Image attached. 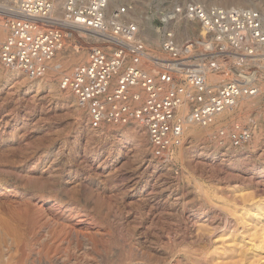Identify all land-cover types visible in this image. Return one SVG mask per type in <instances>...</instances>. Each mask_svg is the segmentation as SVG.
Segmentation results:
<instances>
[{
  "label": "rangeland",
  "instance_id": "obj_1",
  "mask_svg": "<svg viewBox=\"0 0 264 264\" xmlns=\"http://www.w3.org/2000/svg\"><path fill=\"white\" fill-rule=\"evenodd\" d=\"M187 3L135 1L124 20L158 41L137 39L145 52L165 58L168 30L179 45L199 36L198 22L165 20ZM138 65L155 73L144 57ZM45 77L37 86L0 70V264H193L188 257L203 251L209 264L213 251L238 264L257 259L250 240L264 209V70L252 106L200 137L186 133L168 161L153 154L145 128L139 141L121 134L128 125H94L60 90V74ZM236 126L248 138L254 130L251 141L235 145Z\"/></svg>",
  "mask_w": 264,
  "mask_h": 264
},
{
  "label": "built area",
  "instance_id": "obj_2",
  "mask_svg": "<svg viewBox=\"0 0 264 264\" xmlns=\"http://www.w3.org/2000/svg\"><path fill=\"white\" fill-rule=\"evenodd\" d=\"M135 1H120L108 16L110 0H12V10L0 6L7 29L0 61L39 78L67 39L78 31L92 33L97 39L85 63L63 75L60 88L72 91L94 125L142 123L153 154L168 161L186 123L208 125L239 98L260 91L264 15L251 8L177 5L175 17L198 22L199 36L179 45L168 30L167 56L160 59L138 44V25L124 20ZM141 57L153 63L155 73L138 65ZM141 92L143 100L134 105ZM230 138L239 145L248 131L236 126Z\"/></svg>",
  "mask_w": 264,
  "mask_h": 264
},
{
  "label": "bare ground",
  "instance_id": "obj_3",
  "mask_svg": "<svg viewBox=\"0 0 264 264\" xmlns=\"http://www.w3.org/2000/svg\"><path fill=\"white\" fill-rule=\"evenodd\" d=\"M8 1L10 2V4H7L6 6L12 7L13 6V5H11L12 0H8ZM116 1L120 2L122 0H110L109 7H108V16H109L110 10L112 9V6L114 5V3ZM193 1H194V3H196V2L197 3L198 2L203 3L207 7L221 6V7L231 8V9L251 8V9L259 10L264 15V3L261 2V0L258 2H254V0H252V1L251 0H193ZM0 6H2V5H0ZM2 7H4L5 9L6 8L10 9V10L13 9V8L5 7V6H2ZM129 12L127 14H129ZM126 15H125V17H126ZM173 16H175V14L170 11V12L165 14V20H167V22H168V20L171 19ZM137 25L139 28V33H138L139 37H137V39H142L145 42V44H148L149 46H152L153 44H158V41L156 40V38L150 36L149 33H144V32L141 33L139 24H137ZM6 34H7V29L4 26V22L2 21V18H0V43L5 38ZM76 34H79L80 36H82V39L78 40L75 38V36H72L69 39H67L68 41H65V44L63 45V47L60 48L59 50H57V52L55 53L52 60H50L48 69L42 77L32 79V78L28 77L21 70L11 69V68L6 67L1 61H0V65H1L0 70L9 74L10 76H14V77L18 78V79H32L31 81H33L34 84L37 86H40L43 83L44 78H46L45 76H47L49 73L55 74V75L60 74L61 76L66 75V74H63L64 68L66 66L74 67L76 64H78L80 62H81V64L85 63L87 57H85V59H84V48L83 47L87 46L92 41L95 42V40L97 39L96 36H94L90 32L78 31V32H76ZM68 47L74 48V51L66 54ZM151 73H153V72H151ZM49 87L51 89H53V87L51 85H49ZM134 89L136 91H138V87H136ZM60 90H66L65 92H67V93L70 92L71 97L73 98V100H75L76 97L74 96V94L72 93L71 90L61 89V88H60ZM140 94L142 96V98H140L141 100L133 103L134 105H139L140 102L143 100L144 93L141 92ZM257 95H258V93L254 94V95H248V96H243V97L239 98L238 101L234 105L226 108L224 111H222L221 113L216 115L215 118L213 119V121L211 123H209L208 125H200V124L192 123V122L186 123L184 126V130L182 132V139H183V135H185L186 133H191V134L195 135L193 137H196V136L200 137V134L207 132L211 128L219 127V126L225 124L226 122L233 120L238 112L241 113L242 111H244V110L248 109L250 106H252L253 101L250 100L249 98H254ZM102 123L103 122H100V124H102ZM106 123H108V122H106ZM109 124L113 125L115 127H119L120 125H128L127 127H124V128H126V130H124V131L122 130L121 134H123L126 131L127 134H132L137 139H139V141H141L142 131L144 132L145 127L139 121L131 120L130 123H128V124L114 123V122L109 123ZM97 125H99V124H97ZM250 133H251V135L247 139L249 141H251L255 131L254 130L250 131ZM216 137L220 138L221 136H219L217 134ZM182 139L178 145L174 146L175 147L174 149H176L175 151H177V152H178L179 147L183 141ZM255 216L258 219H256L255 223L254 224L252 223L253 225H251V240H250V242H251V246L254 249V256L253 257H256L257 259L252 260V261H247L246 264L264 263V209L255 213ZM260 217H263L262 221L259 219ZM208 250L210 251L209 248H208ZM204 252L206 253V251H203L201 254H191L188 257V261L193 262V264H209L210 259H208V261L203 260L205 258L204 257L205 254H203ZM211 254H215L214 259H212V260L216 264H238L239 263L238 260L237 261H231V260L228 261L224 258L220 259V257L218 256L220 254L215 253L214 251ZM171 264H177L176 259H174Z\"/></svg>",
  "mask_w": 264,
  "mask_h": 264
}]
</instances>
